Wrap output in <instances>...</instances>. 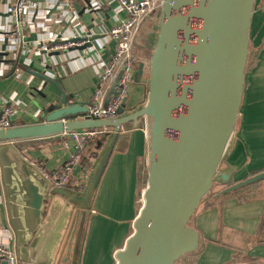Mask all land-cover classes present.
Masks as SVG:
<instances>
[{"label": "crops", "instance_id": "1", "mask_svg": "<svg viewBox=\"0 0 264 264\" xmlns=\"http://www.w3.org/2000/svg\"><path fill=\"white\" fill-rule=\"evenodd\" d=\"M69 4L47 12L46 2L42 0L38 6L37 27L27 33L29 42L52 45L59 37L74 38L76 28L57 22L63 15L65 21L73 15L77 17L82 36L93 33L102 37L97 41L102 48L99 57L108 58L114 42L105 38V34L125 17L121 8L111 0H69ZM1 5L2 0L0 9ZM9 26L7 15L0 12V28L6 30ZM134 55L137 58L135 51ZM87 58L79 50L49 56L32 51L23 54L22 71L16 74L9 70L0 77V110L12 105L13 125L25 126L39 122L41 110L56 106L62 94L69 97L68 104L87 107L99 84L98 72ZM148 76H143L141 85L129 99V114L145 105ZM244 81L237 129L220 167L225 172L223 175L231 174L229 186L264 172V0L255 2ZM108 141L106 137L99 144L95 159V150L86 148L85 164L90 171V165H95ZM72 150V140L61 134L0 145V243L17 254V264H24L20 258L23 246L29 249L33 264H62L71 235L65 264H116V253L133 233L148 179V174L142 177L148 160L144 120L138 127L133 123L122 127L89 210H79L77 203L66 206L69 200L56 196L45 201L36 232L27 230L23 218L26 205L14 183L19 180L13 169L14 153H19L40 171L52 174L68 160ZM81 178L80 174H74L70 180L68 189L72 197ZM226 187L217 183L214 193L201 202L193 216L191 226L200 233L201 252L192 260L195 264H264V181L217 197ZM10 192L16 193L15 204Z\"/></svg>", "mask_w": 264, "mask_h": 264}, {"label": "water", "instance_id": "2", "mask_svg": "<svg viewBox=\"0 0 264 264\" xmlns=\"http://www.w3.org/2000/svg\"><path fill=\"white\" fill-rule=\"evenodd\" d=\"M255 2L165 0L149 71L147 101L133 113L127 112V104L141 85L146 69L142 62L116 119L75 120L88 108L68 104L69 97L62 94L56 106L41 110L40 120L36 119L39 122L25 126H14L12 122L11 128L0 129V145L79 130H113L90 173L83 199L78 193L72 197L68 187L52 188L43 171L14 153L13 169L19 176L14 183L23 195V218L30 233L39 227L47 199L64 197L69 200L66 206L77 203L79 210H89L122 127L131 123L138 127L144 120L148 140L147 185L133 233L116 253V264H176L198 250L200 233L190 225L191 220L215 185L227 186L217 194L221 197L264 181L261 172L229 186L231 174L223 175L225 172L220 171L239 121ZM77 31L79 34L72 41L81 46L75 50L92 46L99 50L97 41L102 37L88 39L80 34V27ZM10 194L15 204L16 193ZM71 240L72 235L62 264L66 262ZM20 258L24 264H33L26 246L21 247Z\"/></svg>", "mask_w": 264, "mask_h": 264}, {"label": "built area", "instance_id": "3", "mask_svg": "<svg viewBox=\"0 0 264 264\" xmlns=\"http://www.w3.org/2000/svg\"><path fill=\"white\" fill-rule=\"evenodd\" d=\"M42 0H2L0 12L7 15L10 26L9 29L0 28V77L6 75V71L12 70L18 74L22 71V55L31 51L37 55L49 56L61 52L75 50L81 43H75L73 38L58 40L48 45L45 42H29L27 33L34 31L37 27L36 18L39 11V4ZM47 12L62 9L64 5L69 6V0H45ZM117 3L124 13V18L105 34L114 42V50L106 59L99 57L101 46L97 50L94 46L87 47L80 51L83 56L87 55V62L93 65L99 76V84L95 96L87 106L88 112L75 117V120H113L118 117V111L123 107L129 96L131 88L135 84L134 76L139 63L134 55L137 37L144 24L157 15L165 0H111ZM69 8V7H68ZM69 11V9H68ZM72 15V14H71ZM60 17L58 23L64 22L67 28H77L80 26L77 17L73 16L66 20ZM81 28V27H80ZM77 34L74 36L76 38ZM94 37L93 33L87 35V38ZM104 37V35H103ZM5 46V48H3ZM94 53L92 56L91 54ZM98 56L97 59L95 56ZM10 63L13 66L10 67ZM115 86L116 94L111 95L109 103L105 105V99L110 90ZM15 115V109L12 105L5 106L0 110V129H9L12 127V118ZM113 130L110 128H97L65 132L61 135L72 140L73 150L68 160L59 167L54 173L49 174L43 171L46 178L52 185V188L69 187L70 180L73 177L77 167H80L78 174L82 176L81 184L76 188V193L81 194L86 191V186L91 171L88 166L83 164V154L89 144ZM69 149L70 145L67 143ZM77 174V175H78ZM17 254L12 252L9 247L0 243V264H17Z\"/></svg>", "mask_w": 264, "mask_h": 264}, {"label": "rangeland", "instance_id": "4", "mask_svg": "<svg viewBox=\"0 0 264 264\" xmlns=\"http://www.w3.org/2000/svg\"><path fill=\"white\" fill-rule=\"evenodd\" d=\"M160 16H161V11L157 15H155L152 19L148 20L145 23L144 27L141 30L139 38L136 41L137 43H136V48H135V54L138 60L146 65V69L148 70V75H149L151 61H152V55L156 47V40H157V36L159 33V29H160L159 27ZM115 94H116V90H115V86H113L111 89V94L109 93V96L107 97L108 103H109V100L111 99V95H115ZM142 170H143L142 177H145V175L147 176L148 174L147 166H146V169L143 168ZM145 182L146 180L144 179L143 185H145ZM140 201L142 202V198L140 199Z\"/></svg>", "mask_w": 264, "mask_h": 264}, {"label": "trees", "instance_id": "5", "mask_svg": "<svg viewBox=\"0 0 264 264\" xmlns=\"http://www.w3.org/2000/svg\"><path fill=\"white\" fill-rule=\"evenodd\" d=\"M138 66H139V64H138ZM106 137H108V135H105V136H103L102 138H99L98 140H95V141H93V142H91L90 144H89V147L91 148V150L92 151H94L93 152V154H94V159L98 156V154H99V150H100V147L101 146H99V144H103V142L106 140ZM85 161H87V158H86V152L83 154V164H85ZM86 165V164H85ZM90 168H91V170H93V168H94V163H92L91 165H90ZM214 191H215V188H214ZM214 191L213 192H211V194L210 195H208L206 198H208L209 196H211L213 193H214ZM205 200V199H204ZM203 200V201H204ZM193 219L194 218H192V220H191V224L190 225H193ZM200 252H201V250H200V248L196 251V252H194V253H192V254H188V255H186V256H184L183 258H181L176 264H195L194 263V261L192 260L194 257H196V256H198L199 254H200Z\"/></svg>", "mask_w": 264, "mask_h": 264}, {"label": "flooded vegetation", "instance_id": "6", "mask_svg": "<svg viewBox=\"0 0 264 264\" xmlns=\"http://www.w3.org/2000/svg\"><path fill=\"white\" fill-rule=\"evenodd\" d=\"M146 66V65H145ZM146 74H148V70L147 69H145V73H144V75H146Z\"/></svg>", "mask_w": 264, "mask_h": 264}]
</instances>
